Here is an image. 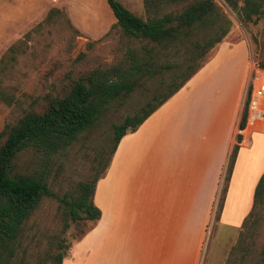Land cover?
Listing matches in <instances>:
<instances>
[{
	"label": "rangeland",
	"instance_id": "1",
	"mask_svg": "<svg viewBox=\"0 0 264 264\" xmlns=\"http://www.w3.org/2000/svg\"><path fill=\"white\" fill-rule=\"evenodd\" d=\"M119 1L148 18L144 0ZM216 2L232 21L228 35L187 85L128 133L114 154V126L166 90L175 73L156 78L148 90L137 89L67 150L52 157L31 148L18 154L14 174H44L58 197L69 200L80 182L93 181L111 163L93 196L100 221L74 220L63 201L44 197L23 224L14 253L0 244V264H55L59 254L72 264L74 253L89 248L94 231L106 240L109 264H227L247 229L243 222L237 225L247 217L264 164L261 146L245 151L227 204L237 143L227 148L264 61L256 54L257 24ZM116 23L107 0H0V90L17 99L12 105L0 99V134L28 113L45 111L47 97L67 95L76 80L122 62L130 46L145 44ZM215 31H204V37ZM5 140L0 138V146ZM257 213L248 227L253 255L242 264H264V204Z\"/></svg>",
	"mask_w": 264,
	"mask_h": 264
},
{
	"label": "trees",
	"instance_id": "2",
	"mask_svg": "<svg viewBox=\"0 0 264 264\" xmlns=\"http://www.w3.org/2000/svg\"><path fill=\"white\" fill-rule=\"evenodd\" d=\"M222 1L245 23H257L264 15V0ZM107 2L123 33L145 44L140 49L130 46L122 62L107 68H95L76 80L67 95L47 97L48 107L45 111L28 113L18 124L6 126L0 134V138L6 137L0 146V244L4 252L14 253L23 224L44 197L63 201L74 220L98 221L102 212L94 204L93 196L99 179L111 162L107 163L102 175H97L93 181L80 182L77 195H72L69 200L58 197L44 174H14L13 163L20 152L31 148L52 157L67 150L82 134L93 128L105 112L123 104L137 89L148 90L156 78L175 73V78L167 83L166 90L156 94L139 113L128 116L123 123L114 126V154L125 135L136 131L187 85L223 42L232 26L231 19L220 12L216 0H144L147 19L136 15L119 0ZM212 29L216 31L204 37V31ZM0 99L9 105L17 102L15 95L1 90ZM248 105L249 99L239 122L240 130L247 125ZM241 142L242 134L239 133L230 156L228 181ZM262 204L264 173L255 188L253 207L242 224L247 229L231 249L227 264H242L253 255L254 246L248 227L256 219L257 210ZM54 258L55 264H62L65 255H54ZM255 264L262 263L256 261Z\"/></svg>",
	"mask_w": 264,
	"mask_h": 264
},
{
	"label": "crops",
	"instance_id": "3",
	"mask_svg": "<svg viewBox=\"0 0 264 264\" xmlns=\"http://www.w3.org/2000/svg\"><path fill=\"white\" fill-rule=\"evenodd\" d=\"M256 24H257L256 31H255V36L257 39L256 40V54H257V57L259 59L264 61V16L261 19H259ZM240 119L241 118L239 116V118L236 122L235 128L231 132V136L229 138V143H228V148H227L228 152H229V148L231 150V147L233 146V144L237 143V134L239 133ZM241 134H242V142L240 144V149H239L238 156H237V159L235 162V168H234L233 178H232V182H231V190H230V194H229L227 204H229V201L231 198L232 187L234 184V176L236 177L238 174L236 171V168H237L238 164L241 162V159L243 157H246L245 151L255 149V147H258V146H261L262 149L264 150V120L256 121L252 124L247 125V127L241 132ZM125 136L123 137V139L125 138ZM123 139L121 140V142L123 141ZM121 142H120V144H121ZM120 144H119V146H120ZM119 146H118V148H119ZM263 173H264V164L261 166V170L258 174V177L259 176L261 177V175ZM260 177H259V179H260ZM259 179L257 181L255 180V182H254V185L252 188V195H251L250 204L248 205V210L246 211L245 216H247V214H249L248 212L251 211L250 208L253 205L255 188L257 186ZM97 185H98V183H97ZM96 188H97V186H96ZM95 192H96V189H95ZM96 207H98V206L96 205ZM101 219H102V215L98 221H100ZM242 222L243 221L239 222L237 227H239L242 224ZM88 240L90 242L89 248L84 253H82L81 251L74 253L72 256V261H71L72 264H109L111 251L106 249V246H105L106 240L102 237H99V235L96 234V231L91 232L89 234ZM115 252L119 253L120 250H116ZM66 261H68V260L64 258V261L62 264H66ZM117 261L119 262V260H117Z\"/></svg>",
	"mask_w": 264,
	"mask_h": 264
},
{
	"label": "built area",
	"instance_id": "4",
	"mask_svg": "<svg viewBox=\"0 0 264 264\" xmlns=\"http://www.w3.org/2000/svg\"><path fill=\"white\" fill-rule=\"evenodd\" d=\"M260 120H264V68L261 67L258 69L257 83L250 90L247 125ZM243 130L239 129V133Z\"/></svg>",
	"mask_w": 264,
	"mask_h": 264
}]
</instances>
